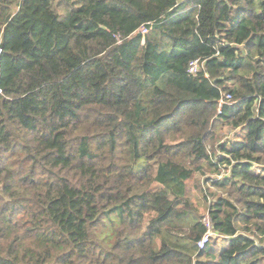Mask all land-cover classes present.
I'll return each instance as SVG.
<instances>
[{"label":"trees","instance_id":"16d2710c","mask_svg":"<svg viewBox=\"0 0 264 264\" xmlns=\"http://www.w3.org/2000/svg\"><path fill=\"white\" fill-rule=\"evenodd\" d=\"M0 264H264V0H0Z\"/></svg>","mask_w":264,"mask_h":264},{"label":"built area","instance_id":"2783aa9c","mask_svg":"<svg viewBox=\"0 0 264 264\" xmlns=\"http://www.w3.org/2000/svg\"><path fill=\"white\" fill-rule=\"evenodd\" d=\"M142 32L143 33H146L147 32V28H143L142 29ZM200 68V64H199V61L198 60H195V61H192L189 65V73H197L198 70ZM231 100H232V96L231 94H227L226 96H224L221 101H220V104H224L225 102L231 104ZM204 223L205 225L207 226V233L203 236V238L198 242V247L199 248H204L207 243L210 241L211 237L215 236V233L212 231V222H211V219L209 216H206L204 218Z\"/></svg>","mask_w":264,"mask_h":264},{"label":"rangeland","instance_id":"374dc122","mask_svg":"<svg viewBox=\"0 0 264 264\" xmlns=\"http://www.w3.org/2000/svg\"><path fill=\"white\" fill-rule=\"evenodd\" d=\"M61 11H62V9H61ZM9 32V34H12V35H14L15 36V34L12 32V31H8ZM230 136H232V135H230ZM197 198L200 200V201H202V205H203V207L204 208H206L207 206H206V203L202 200V196H197ZM204 218L206 217V216H208V213H207V211L204 213Z\"/></svg>","mask_w":264,"mask_h":264}]
</instances>
